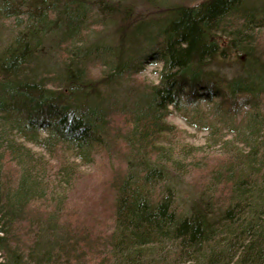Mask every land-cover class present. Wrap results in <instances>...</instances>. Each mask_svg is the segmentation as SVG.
I'll list each match as a JSON object with an SVG mask.
<instances>
[{
	"label": "trees",
	"instance_id": "16d2710c",
	"mask_svg": "<svg viewBox=\"0 0 264 264\" xmlns=\"http://www.w3.org/2000/svg\"><path fill=\"white\" fill-rule=\"evenodd\" d=\"M149 1L145 16L0 0L17 26L0 44V140L16 133L0 143V264H264V0ZM155 63V82L133 79ZM174 110L232 134L187 194L205 168L181 155ZM96 157L110 170L78 197Z\"/></svg>",
	"mask_w": 264,
	"mask_h": 264
},
{
	"label": "rangeland",
	"instance_id": "374dc122",
	"mask_svg": "<svg viewBox=\"0 0 264 264\" xmlns=\"http://www.w3.org/2000/svg\"><path fill=\"white\" fill-rule=\"evenodd\" d=\"M184 1H188V0H184ZM198 1L199 0H189V3H194V2L196 3ZM159 5H160L159 2L154 3V2H150L149 0H133V9H132L133 14L146 16L148 15V13L156 11L158 7H161ZM16 28L17 26L14 24L13 19H3V20L1 19L0 20V44L2 43L4 39L7 38L8 34ZM94 29L99 31V34H95L97 36L103 35L105 37L113 38V35L115 34L112 27H109V28L106 27V28L101 29V27L97 25L94 27ZM258 36L260 40L259 42L260 44H262L264 48V27L258 30ZM221 39L224 40V36ZM159 68H160V63L147 65L145 70L135 75L133 79L135 80L142 79L146 81L155 82L157 79V70ZM93 72L95 73L99 72V67L93 68ZM202 105L205 106L204 103ZM167 120L170 123H173L180 130L179 138L176 137L175 140H177L179 144V146L177 147H180L181 155L185 154L184 157L186 160H189L191 158H197V159L200 158L198 161L199 166H202L205 168L204 172H202L201 170L200 171L193 170L192 174H190L192 177L187 176L183 178V181H182L183 184L179 185V187L182 190L181 192L185 193L186 191L188 192V190L190 189V185L192 188V186H194L193 184L199 183L198 175H200L201 177L203 176L204 173L205 175L210 173L208 170H210L212 167H215L219 164L218 162L220 161L221 158H223V155H225L222 149L224 141L227 138H231L232 134L224 126V127L219 128L223 136L219 137L217 135L216 137H213L209 135L207 131L195 129L189 124H187L186 121L182 118L181 114L175 110L173 111L171 115L167 117ZM0 128H2V126H0ZM9 138H16V133L11 128H6L1 135L0 143H5V141ZM240 138L243 139L242 136H240ZM242 139H240L241 142H239L241 146L244 145L243 143L244 141ZM26 145L33 150L42 151V149L37 146L31 145L29 143H26ZM174 153L177 154L176 152ZM46 157H49V156L46 154ZM68 158L70 157L68 156ZM49 160L53 162L51 158ZM7 161H8V156L7 154H5L3 158L4 169L6 168L5 166L7 165ZM102 161L100 160V157H96L94 160V164L92 165L82 164L80 166L81 173L83 172V174H88L89 176L83 177L84 181H81L75 184L76 186H75V189L73 190V193H75L76 196L81 197V198L84 196V198H87V196L89 195L92 197V195L90 194L91 190L93 192L97 187L100 186L102 182L101 179L103 180L104 179L103 176L106 175L110 170L109 168L111 165H108L107 163L105 165L104 163H102ZM114 163H116V161H114ZM118 164H119V167L123 169L124 167L123 163L118 162Z\"/></svg>",
	"mask_w": 264,
	"mask_h": 264
}]
</instances>
